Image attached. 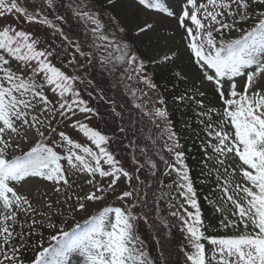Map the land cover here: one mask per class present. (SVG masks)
I'll return each instance as SVG.
<instances>
[{
  "label": "snow or ice",
  "instance_id": "1",
  "mask_svg": "<svg viewBox=\"0 0 264 264\" xmlns=\"http://www.w3.org/2000/svg\"><path fill=\"white\" fill-rule=\"evenodd\" d=\"M44 3L48 7L53 6V0H44ZM107 3L111 5L113 0H107ZM138 3L145 9L158 10L176 18L179 26L185 30L187 46L195 56L196 64L205 69L207 81H214L223 102L220 123H228L234 129L230 135L222 128L217 131L213 124H207L208 135L214 136L217 142L212 145L213 151L217 154V159L220 155L227 157L229 154L238 157L242 162L240 172L247 182L243 186L236 184L232 189L239 198L229 194L227 186L222 188L223 197L226 202L231 203V215L236 219L225 217L221 226L236 228L238 234L205 236L188 170L183 167L184 154L175 153L176 164L181 167L168 164V168L177 173L176 187L179 194L195 209V212L189 211L186 217H181L191 248V251L185 253L186 261L190 264H264V10L258 13L257 22L249 31H242L237 27V21L250 19V7L256 4L264 6V0H183L179 14L165 6L162 0H138ZM13 12L27 21H38L56 28L68 40L47 17L40 19L38 11L37 14L31 13L18 0H0V17ZM75 14L92 25L90 31L94 47L106 53L101 56L104 64L126 61L130 65H136V72H143V62L137 63L136 56L127 51L126 45L117 44L107 35L103 30L104 25L94 13L78 8ZM150 27L151 25H145V28ZM145 28L140 31L143 32ZM232 28L241 32L239 38L226 40L221 37L217 41L214 33L219 34L222 30ZM69 43L81 56L85 55L79 44ZM38 44L39 40L33 38L30 32L8 26L0 27V204L3 208L0 211V221L3 222L0 223V264H21L19 249L11 243L17 235L12 224L15 223L17 210L35 212L28 198L18 194L10 186L11 182H21L26 177H43L65 185L70 182L59 163L60 156L43 142L45 133L39 126L50 120L52 114L64 117L73 108L83 113L94 111L85 106L86 102L79 98L78 91L74 89L73 81L79 77L70 76L55 66L49 59L53 53L39 49ZM10 61L17 62L28 71V75L13 70L9 66ZM208 70H214V74H209ZM225 77L229 82L227 90L222 79ZM236 77H246L242 92L237 90ZM128 78L132 79L131 76ZM140 79L150 87H155L147 77L141 76ZM46 87L58 94V106L53 105L45 94ZM69 93L73 97L71 100L66 98ZM155 115L166 117L167 113L155 109ZM18 122L20 127L27 125L28 129L35 128L41 139L22 156L7 159L9 138L11 134L18 133ZM77 126L98 152L74 143L64 132H60V139L68 146V164L93 178L97 174L101 178H110L108 188L116 185L121 176L127 178L129 173L118 166L119 161L103 146L107 144L108 138L87 124L78 123ZM6 136L9 138H5ZM174 137L175 133L169 135L170 140ZM73 149H82V152ZM102 161L109 166L108 170L104 169ZM218 162L224 163L219 159ZM148 163L151 164V161ZM136 179L139 180V176ZM87 183L92 185L93 179H89ZM103 191V186H97L95 191L78 196V208L83 210L86 206L80 201L100 200ZM131 195V192L124 191L120 198ZM171 215L176 216L178 213L173 212ZM135 221L136 217L128 209L105 207L84 229L72 233L61 231L58 236H50L52 241H57L59 237L58 244L38 252L31 264H72V259H76L77 264H152L142 248L136 247L140 238L135 232ZM241 226L243 231H239ZM48 227L54 228L55 225L49 222ZM204 240L212 246L211 254L206 252L205 243L202 242ZM76 253L79 256H74Z\"/></svg>",
  "mask_w": 264,
  "mask_h": 264
},
{
  "label": "trees",
  "instance_id": "2",
  "mask_svg": "<svg viewBox=\"0 0 264 264\" xmlns=\"http://www.w3.org/2000/svg\"><path fill=\"white\" fill-rule=\"evenodd\" d=\"M21 4L23 7H27L33 14H37L38 11L40 19L47 17L56 27L58 25L64 36L68 37V40H65L56 28L43 24L47 29L51 30L49 32L52 34L43 39V49L53 53L50 60L55 66L64 70L69 69L68 64L66 65V62L63 61V56L60 54L59 47L61 43L71 45L69 43L71 41L72 43L79 44L81 51L85 53L84 56L75 54L80 59L77 69L80 72L75 75V71H73L70 74L79 77L75 81V90L78 91L79 98L86 102V107L94 110L92 113L97 117L99 123H101V127L97 126V130L108 138L110 151L115 156L118 154L120 157L119 166L129 173L126 179L128 181L129 192L132 195L126 197L127 203L125 206L136 217L135 232L140 238L136 247L142 248L152 264H175L174 262L186 264V259L183 257L184 254H182L183 251L181 250L178 253L179 248L182 247L180 242L177 241L176 250L172 248V243L176 239L175 233L177 229L174 227L176 220L171 225H162L159 221L161 219V210L157 209V205H159L160 200L163 198V193L166 194V201L169 203L171 201L172 205L179 206L180 210L177 215L179 219L182 217L181 211L185 210V204L182 199L175 196L176 187L172 180L173 175H171L167 161L159 157L158 147L155 143L159 129L156 123L153 124V118L147 116L144 111L141 102L144 103L145 98L142 97L141 101L136 96V98L132 97L131 100L125 80L117 75L118 72L116 74L108 73L102 66H98V54L92 47L91 32L86 26L85 21L81 20L75 12L79 8L94 13L104 25L103 30L110 38H113L117 44L122 43L121 39L130 44L129 53L131 54L132 42L129 35L118 28L116 22L98 0H53L52 7H48L44 3V0H23ZM260 8L259 4L252 5L249 9L250 19L247 21H237V27L242 31H249L257 22V10ZM57 17H62V19H57ZM214 35L217 36V41L219 42L221 37L226 40L239 38L241 32L232 28L231 30H222L219 34L214 33ZM142 55V59H145V55L143 53ZM152 64L155 65V69L151 73V80L158 94L162 97V104L164 105L168 102L171 104L167 117L172 129L176 131V134L183 130H191V127L198 129L194 133L192 142L186 148L180 146L179 152H183L184 154L182 157L183 165L188 170V176L197 198V205L204 226L202 231H204L205 236L238 234L236 228L228 229L221 226V222L225 220V216L220 211H217L208 194L217 189L222 190L226 183L215 176L214 173L208 174V177L203 176V162L206 161V154L212 152L211 146H209L207 141H210L212 136L208 135L206 127L202 128L198 121L197 109L199 107L197 100L199 98V91L193 88L189 84V81L187 82L183 79L170 64L166 63L162 65L159 60H152L149 62L147 69ZM186 101L189 104L184 111L185 120L180 122L179 112L182 111V105ZM105 114L111 116L109 123L106 122ZM50 124L51 120L39 126L40 130L45 133L43 142L60 156L61 161L65 158L67 152V150L60 146L61 139L58 131L61 129L54 128ZM40 139L39 137L38 140ZM178 139L183 142L187 141L186 138L181 136ZM35 143L20 149L16 156H22L28 152ZM16 156L6 153L7 159H12ZM121 156L123 157L122 159ZM149 161H151V164L148 163ZM138 164H140L139 167ZM163 164L167 166H163ZM152 165H155V167ZM149 166H152V171ZM136 167H138L137 172L134 171ZM137 176H139V180L136 179ZM101 211L85 218H76L74 215L62 218L55 216L49 221L55 225L54 228L48 227L49 222L44 224L40 213L36 214L40 216L32 217L29 226H22L15 220L12 227L15 229L17 235L11 243L16 246L19 241H22L18 251V258L21 264H31V261L38 252L44 248H48L50 245H57L59 237L57 241H52L49 239L50 236H58L61 231L72 233L73 231L82 230L90 225L93 218L98 216ZM153 213H156L158 216L157 226L159 230L157 232L149 228L150 216L156 215ZM165 214H167L166 210L162 212V215L165 216ZM235 219L236 217L232 220ZM77 226H79V229ZM164 227L169 228L168 234L165 233ZM239 231H243L242 226ZM21 233L22 236L20 235ZM32 234L33 236H31ZM160 240L165 244V251L163 248L160 249ZM203 242L205 243L206 252L211 254L212 246L206 240ZM183 250L185 251L184 248Z\"/></svg>",
  "mask_w": 264,
  "mask_h": 264
},
{
  "label": "rangeland",
  "instance_id": "3",
  "mask_svg": "<svg viewBox=\"0 0 264 264\" xmlns=\"http://www.w3.org/2000/svg\"><path fill=\"white\" fill-rule=\"evenodd\" d=\"M21 1L23 0H19V4L22 6ZM98 1L111 15L118 28L120 30L123 29V32L129 35L132 42L131 54L136 56L137 63L140 61L143 62V72H136V65H130L126 63V61H113L111 64H104L101 60V56L105 55L106 53L103 50L94 47V38L91 33L92 47L93 50L98 54L97 64L100 67L102 66L103 69L108 73L116 74L118 72L117 75L125 80L131 100L132 97L136 98V96H138L141 101L142 97L145 98V102H141L142 106L144 107V111L146 112L147 116L153 118V124L156 123L157 128L159 129L155 140V143L158 147L159 157L164 158L165 161H167V165L176 164L175 153L179 152L180 146L182 148H186L192 142L194 133L198 129L191 127V130H183L176 134V131L172 129L171 124L169 123L167 115L166 117H159L155 115V109H161L168 114L171 104L168 102L167 104L163 105L161 103L162 97L158 94L155 87H150L147 83L140 79L141 76L147 77L148 81L153 84L151 80V73L154 71L155 65L152 64L150 68L147 69L149 62L152 60H159L162 65L166 63L170 64V66L176 72H178V74L183 77V79H185L187 82L189 81V84L199 91V98L197 100L199 108L197 109V112L198 121L202 128H205L207 124L211 123L213 124L214 130L218 131L222 128L223 131L228 132L231 135V133L234 131L231 125L228 123L221 125L220 123L222 120L221 113L223 112V102L216 91L215 83L214 81H207L204 75L205 69L196 64V58L187 46L188 38L186 36L185 30L179 26L177 19L170 17L166 13L160 12L158 10L145 9L143 6L139 5L138 0H113L111 5L107 3V0ZM162 2L165 4V6H168L177 14H179L180 9L183 6V0H162ZM199 2H204V0H199ZM261 10H264V6H261V8L257 10V15ZM230 20L231 18H229V21ZM145 25H151V27L145 28ZM2 26H8L16 28L17 30H23L32 33L33 38L39 40L37 47L42 50H45L43 49V39L52 35L50 34L51 30L47 29L42 23H39L38 21H27L23 16L18 15L15 12L0 17V27ZM86 26L89 28V30L92 27V25L87 23ZM141 28H145V30L141 32ZM121 42V44L127 46V51L129 52L130 44L124 39H121ZM59 50L60 54L64 58L63 61L66 62V65L68 64L69 67L68 70H61L70 76H72L70 73H73V71H75V75L80 72L77 70L80 64V59L75 55L79 53L76 52L71 45H65L62 43L60 44ZM142 53L145 55V59H142ZM165 57H168V59H165ZM9 66L14 70L22 72L24 75H28V71L18 65L15 61H11ZM208 72L209 74H214V70H208ZM129 76H131L132 79H129ZM222 79L225 81L224 88L227 90L229 87V82L227 81L226 77ZM234 79L237 84V90L242 92L246 77H236ZM73 86L74 89H76L75 81H73ZM200 93H203V95L201 96ZM45 94L50 98L53 105H57L59 100L58 94L53 93L50 87L45 88ZM66 98L69 100L73 99L71 93H69ZM188 104L189 102L186 101L182 105V111L179 112V116L181 118L180 122L185 120L184 111L187 109ZM202 113H208V115H202ZM41 119H44V117L41 116ZM105 119H107L106 122L109 123V121H111V116L109 114H105ZM50 120V126L61 129L58 131V134L60 132H64L70 139L74 141V143L90 147L94 151L98 152V149H96L95 145L84 136L77 126L78 123H83L95 130H97V126L101 127V123H99L97 117H95L92 112L83 113L77 108H73L72 112L66 113L64 117H61L58 114H52ZM48 122L49 120L45 121V123ZM171 133H175V137L172 140L169 139V135ZM179 136L186 138L187 141H180L178 139ZM5 138L9 137L6 136ZM38 138L39 137L36 134L35 128L28 129L27 125L20 127L18 122V133L11 134V137L9 138L10 146L6 150V153L10 154L11 156H15L21 148L35 143ZM207 142L209 146H211L212 152L206 154V161L203 162V176L208 177V174L214 173L215 176L226 183L225 186L228 187L229 194L239 198L237 193L233 192L232 189L236 184L243 186L247 183L243 180L242 174L240 172L242 162L239 161V158L235 157L234 154H229L227 157L220 155L218 159L224 161V163H219L217 154L212 148V145L217 143L215 137L212 136L210 141ZM60 146L61 148L67 150V146L64 141L61 140ZM103 146L106 147V149L114 156L117 161L120 160L118 154L115 156L113 152L110 151L108 142ZM169 149H171V151H169ZM73 150L82 152V149ZM66 155L67 152L65 154V158L60 161V164L65 170L66 178H68L70 181L67 185L63 184V182L49 181L43 177H26L21 182H11L10 186H13L18 194L27 197L33 209H35L34 213H25L23 211L17 210L16 220L22 226H29L33 216H40L36 215L38 213L41 214V220H43L45 224L55 216L62 218L67 217L68 215H74L76 218H85L89 217L91 214H96L105 207H120L121 209H126L125 205L127 203V198H120L124 191H129L128 181L125 177L121 176L116 185H113L112 188H108L107 185L110 183V178H101L98 174L95 178H93L86 172H79L78 170L73 169L68 164ZM122 158L123 157L121 156V159ZM140 164H138V167ZM165 165L163 164V166ZM102 166L105 170H108L109 168L108 165L103 164V161ZM176 166L181 167L179 164H176ZM138 167L134 169L135 172H137ZM183 167L185 166L183 165ZM149 168L151 171L153 170L152 166H149ZM170 172L171 175H173L172 180L176 187L178 183L177 173L172 171V169H170ZM89 179H93L92 185L87 183ZM97 186H103L104 188L102 198L98 201H80L85 203L86 206L83 210L79 209L77 197L85 196L89 192L95 191ZM175 193V196L182 199L185 204V210L181 211L182 217H186V214L189 211L195 212V209H192L191 205L185 202L186 198L179 194L177 187L175 188ZM208 194L210 195L215 207L220 209V212L223 214V216L227 217L228 219L234 218L230 211L232 207L231 203L226 202V198L223 197L222 190L217 189L216 191ZM194 198L197 201L196 196ZM171 203V201L170 203L166 201V194L163 193V198L160 200L159 205H157V209L161 210V219H159V221L162 225H171L172 222L176 220L174 224V227L177 229V231L175 230L176 239L174 240L175 244L174 242L172 243V248H175L177 241H179L182 247L179 248L178 253H180L182 250V254H184L183 257L186 259L185 253L187 251H191L188 240L186 239L187 233L182 227L183 220L181 218L179 219L177 215H171V213H178L180 210L178 205L174 206ZM49 205H51V207H49ZM127 207L129 208L128 205ZM2 210V204H0V211ZM164 210H166L167 213L165 216L162 215ZM157 222V214L154 216L151 215L150 226H148L154 232L159 230ZM0 223L3 222L0 221ZM164 231L167 233L169 228L164 227ZM31 236H33V234ZM159 245L160 249L163 248L164 251L166 250L165 244L162 240L159 241ZM18 247L19 245L17 248ZM74 256H79V253L74 254ZM82 259L83 258H81V260ZM174 263L177 264L176 262ZM72 264H77V260L72 259ZM186 264H190V262L186 261Z\"/></svg>",
  "mask_w": 264,
  "mask_h": 264
}]
</instances>
